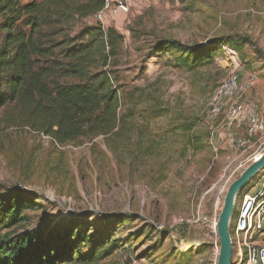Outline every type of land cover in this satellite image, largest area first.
Returning <instances> with one entry per match:
<instances>
[{
    "label": "rangeland",
    "instance_id": "obj_1",
    "mask_svg": "<svg viewBox=\"0 0 264 264\" xmlns=\"http://www.w3.org/2000/svg\"><path fill=\"white\" fill-rule=\"evenodd\" d=\"M88 22L123 36L118 55L106 67L114 83L125 89L143 86L163 113L154 117L152 108L141 114L146 118L140 120L141 144L132 133L116 150L101 136L61 146L0 125V194L7 187L27 189L34 204L23 212L28 229L57 231L82 214L92 229L104 230L99 215L137 214L114 232L129 255L119 249L110 258L122 257L126 264L134 256L143 264H214L219 242L211 222L227 189L220 188L234 170L229 183L264 153V129L247 140L250 127L264 128V0H136L104 24L94 17ZM161 37L189 46L225 38L222 46L235 51L238 66L218 47L209 61L187 70L174 63L177 53L152 52ZM231 70L238 74L241 101L253 106L256 116L227 129L221 123L226 109L212 119L208 101ZM192 133L195 149L186 145ZM263 180L264 168L243 192L255 194Z\"/></svg>",
    "mask_w": 264,
    "mask_h": 264
},
{
    "label": "trees",
    "instance_id": "obj_2",
    "mask_svg": "<svg viewBox=\"0 0 264 264\" xmlns=\"http://www.w3.org/2000/svg\"><path fill=\"white\" fill-rule=\"evenodd\" d=\"M102 4L0 0V125L46 136L61 146L101 136L116 150L132 133L137 143L144 138L140 120L146 118L140 115L153 108L151 115L158 117L164 110L143 86L125 89L114 83L106 67L118 55L123 36L113 27L88 22ZM226 41L220 37L189 46L161 37L152 52L177 53L174 63L192 70ZM149 102L154 104L141 108ZM190 135L186 145L195 149L196 134ZM32 205L25 188L7 187L0 194V264H126L121 256L110 258L119 249L129 255L114 232L118 223L137 219V214L99 215L104 230L92 229L82 214L57 231L35 230L24 226V209Z\"/></svg>",
    "mask_w": 264,
    "mask_h": 264
},
{
    "label": "built area",
    "instance_id": "obj_3",
    "mask_svg": "<svg viewBox=\"0 0 264 264\" xmlns=\"http://www.w3.org/2000/svg\"><path fill=\"white\" fill-rule=\"evenodd\" d=\"M134 1L136 0H103L102 7L95 12L93 17L99 23L104 24L107 19L116 16L120 12H127ZM222 47L231 62L235 64L234 67L238 66L235 51ZM241 93L238 74L231 70L209 98V117L212 119L218 118L222 113V109L225 108L226 112L221 123L227 129L239 127L245 120L254 121L256 116L255 109L253 106L244 104L241 101ZM262 129H264L262 124H259L257 129L250 127L247 130V140L249 141V138L262 131ZM234 141L237 146L244 144L241 140ZM256 158L257 156L253 157L252 160ZM235 171L226 178L220 188V192L227 188ZM19 187L25 188L21 185ZM238 197L240 198H238L237 213L234 222L229 225V235L233 248L231 262L232 264H264V180L261 182L260 190L255 194L243 192ZM216 219L217 215L214 216L211 222V227L214 231H216ZM129 264H143V260L134 256L131 257ZM214 264H217L216 259Z\"/></svg>",
    "mask_w": 264,
    "mask_h": 264
},
{
    "label": "water",
    "instance_id": "obj_4",
    "mask_svg": "<svg viewBox=\"0 0 264 264\" xmlns=\"http://www.w3.org/2000/svg\"><path fill=\"white\" fill-rule=\"evenodd\" d=\"M264 168V153L253 160L227 186L222 206L216 221V234L219 242L217 264H232L233 248L229 235L230 218L234 210L235 198L247 186L249 181Z\"/></svg>",
    "mask_w": 264,
    "mask_h": 264
},
{
    "label": "bare ground",
    "instance_id": "obj_5",
    "mask_svg": "<svg viewBox=\"0 0 264 264\" xmlns=\"http://www.w3.org/2000/svg\"><path fill=\"white\" fill-rule=\"evenodd\" d=\"M258 157V156H257Z\"/></svg>",
    "mask_w": 264,
    "mask_h": 264
}]
</instances>
